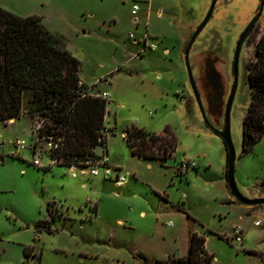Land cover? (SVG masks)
I'll return each instance as SVG.
<instances>
[{"label":"rangeland","instance_id":"obj_1","mask_svg":"<svg viewBox=\"0 0 264 264\" xmlns=\"http://www.w3.org/2000/svg\"><path fill=\"white\" fill-rule=\"evenodd\" d=\"M148 1L139 2L134 15V0H0V6L18 15L40 16L81 60L88 86L95 85V93L101 89L112 94L109 154L133 180L127 188L117 187L112 179L103 185V172L75 177L64 165L38 169L28 163L34 157L29 148L21 151L28 161L8 157L6 163L13 165L0 173V237L15 241L11 237L21 228L35 248L20 263L14 247L9 254L13 256H5L0 238V264L173 263L188 254L194 232L206 236L207 250L215 254L217 264H264V204L236 201L225 187L227 150L219 134L233 95L229 117L235 181L248 198L264 195V137L252 151L242 150L243 119L252 99L248 63L264 31V8L241 46L235 76L238 41L257 18L262 0H217L197 36L189 63L204 112L179 38L185 33L189 43L212 0ZM153 43L155 50L149 47ZM208 63L222 84L215 109L205 76ZM132 125L156 133L170 125L179 140L174 156L163 164L133 155L124 139L125 128ZM19 128L17 136L28 145L38 139V123H32V132ZM14 133L13 127L0 123L5 148L12 146ZM50 146L38 145L45 166ZM186 161L195 166L177 174ZM51 202L58 204L49 206ZM48 206L57 215L54 231H38L36 221L47 216ZM258 219L261 225L255 224ZM239 225L244 228L242 244L232 242Z\"/></svg>","mask_w":264,"mask_h":264},{"label":"trees","instance_id":"obj_2","mask_svg":"<svg viewBox=\"0 0 264 264\" xmlns=\"http://www.w3.org/2000/svg\"><path fill=\"white\" fill-rule=\"evenodd\" d=\"M81 66L63 37L53 33L40 16H21L0 6V123L22 115H28L32 123L41 122L34 154L39 143L53 142L47 152L56 164L67 167L99 160L102 155L97 148L106 146L108 138L104 130L111 131L106 126L108 99L91 92L81 79ZM248 71L252 99L243 119V153L252 151L264 137V31ZM124 132L134 155L163 164L179 146L170 125L161 133L134 125ZM228 189L233 195L229 185ZM49 206L47 217L36 222L38 231H54L57 215ZM206 242L205 235L194 232L188 254L166 264H217ZM24 251L27 258L34 247L26 246Z\"/></svg>","mask_w":264,"mask_h":264},{"label":"crops","instance_id":"obj_3","mask_svg":"<svg viewBox=\"0 0 264 264\" xmlns=\"http://www.w3.org/2000/svg\"><path fill=\"white\" fill-rule=\"evenodd\" d=\"M143 1H145V0H143ZM148 1V0H147ZM148 2H150V1H148ZM133 9V8H132ZM136 20V19H135ZM189 29H191V30H194L193 29V27H189ZM182 35V37H180L179 38V40L181 41L180 42V45H181V47H180V49H182V50H184V49H186V47H187V37H186V34L185 33H182L181 34ZM148 39H149V35H148V33H146L145 34V38L143 39V42H144V51H146L147 50V46H148ZM134 43L135 44H139L140 43V41H138L137 39H135L134 40ZM66 45H67V47L71 50V47L69 46V44L68 43H66ZM152 45H155V48H152ZM152 45H150L149 47L151 48V49H153V50H155V49H157L158 47H157V45L156 44H152ZM179 49V50H180ZM164 52H165V54H171V50L168 48V47H166L165 48V50H164ZM74 54V53H73ZM206 66V65H205ZM204 66V67H205ZM203 67V68H204ZM121 68H119L118 70H120ZM81 70H82V66H81ZM81 75V74H80ZM81 79H82V81L85 83V84H87L86 83V81L83 79V77H82V75H81ZM107 80V79H106ZM88 85V84H87ZM91 91L94 93V94H96V95H98V94H104L105 92L106 93H108L109 94V97L107 98L108 100L112 97V94L109 92V91H107V90H101V89H99L96 93H95V91H96V89H95V85H92L91 86ZM107 112H108V107H107ZM5 125H7V127H13V130H15V133L14 134H16L17 133V131H19V127H21V128H27V130H30L31 132H32V120H31V118L28 116V115H22V116H20V117H18V118H15V119H12V120H10V122H8L7 124H5ZM106 126H107V115H106ZM109 126V125H108ZM139 127V126H138ZM19 133H17L16 134V139L15 138H12V139H10V144L12 145L11 147H8V148H5V142L4 141H2V142H0V156H3L4 158H5V161H4V163H2L0 166H4V167H2V168H0V173L3 171V170H5V169H7L8 167H10L11 165H13L12 163H6V161H7V158L8 157H11L12 159H16L17 157L18 158H22L24 161H28V159H26L23 155L21 156V151L23 150V149H25V148H29V149H31L32 150V152H33V155L35 156V154H34V151H33V148H32V144H30V145H28V143H27V146L26 147H24V148H17V146H16V140L17 139H21V138H19L17 135H18ZM124 139H125V141H126V138H125V132H124ZM108 143H109V137L107 138V143H106V146H99L98 148H97V153L98 154H102V152L104 151V149L106 150V152H107V154H108V162H109V164H111L112 166H115V167H121V168H123V166H121L120 164H119V161L117 160V159H111L110 158V154H109V148H108ZM130 149V148H129ZM131 151V150H130ZM132 153V152H131ZM133 154V153H132ZM134 155V154H133ZM135 156H137V155H135ZM140 157V156H139ZM140 158H145V157H140ZM149 159V158H148ZM33 160H34V157H33V159H32V161H28V163L29 164H32V165H34L35 167H37L38 169H41V168H43V169H45V168H50V167H52L53 165H55L56 163L54 162V159H52L51 157H50V162L48 163V165L47 166H45L44 165V163H43V166H38V165H36L34 162H33ZM111 160H112V163H111ZM58 165V164H57ZM227 169V168H226ZM226 169H224L225 170V176H226ZM46 170V169H45ZM224 170H223V172H224ZM23 172H25V171H23ZM104 182V184L103 185H105L107 182H108V180L107 179H104L103 180ZM132 182H133V180H132V178H130L124 185H122V186H117L116 185V183H115V185L117 186V187H129L131 184H132ZM225 187H227L228 188V185H227V182H225ZM228 191H229V189H228ZM229 193H230V191H229ZM231 194V193H230ZM264 195H260L259 196V198L260 197H263ZM233 202V201H232ZM52 203V202H51ZM54 203H56V202H54ZM56 204H58V203H56ZM59 206V205H58ZM47 217V216H46ZM39 220V219H38ZM37 220V221H38ZM36 221V222H37ZM4 237V235H2V237H0L1 238V241H3V253L5 254V256L6 257H10L11 255H9L10 253H12L13 252V247H14V251L16 252V254L18 255V260H19V262L20 263H22L23 261H24V257H25V247L26 246H33L34 248H35V246L34 245H31L30 243H29V241H28V239H27V237H26V235H25V233H24V231L20 228L19 230H17L13 235H12V239H14L15 241H6V240H4V239H2ZM13 256V255H12ZM186 256V255H185ZM184 257V256H183ZM82 262L84 261V259L82 258V260H81Z\"/></svg>","mask_w":264,"mask_h":264},{"label":"water","instance_id":"obj_4","mask_svg":"<svg viewBox=\"0 0 264 264\" xmlns=\"http://www.w3.org/2000/svg\"><path fill=\"white\" fill-rule=\"evenodd\" d=\"M216 3H217V0H212L210 9H209L206 17L204 18L203 22L200 24V26L197 28V30L193 34L191 40L189 41V43L185 49L186 61H187L190 76L192 78L193 88L195 91L196 98H197L203 112H204V106H203V102H202V99L200 96V92H199L198 88L196 87L195 80L193 79L192 68L190 67V63H189V55H190L191 48H192L197 36L201 32V30L204 28V26L207 24L209 19L212 17ZM263 8H264V0L261 1L260 11H259L257 18L254 20L253 24L246 30V32H244V34L242 35V37L238 41L236 53H235V76L236 77H237L238 57H239L241 46H242L244 40L246 39V37L248 36L249 32L251 31V29L254 27V25L258 21L260 15L262 14ZM208 66L210 67V72H209V76H208L209 77V84H212L216 88V91H217L216 96H217V101H218V99L222 97L221 96L222 95V84L220 82V75L217 74V71H216L214 65H212V63L208 64ZM235 86H236V82H235ZM232 96H231V100H232ZM231 100H230V103H231ZM230 103H229V107H228L227 113H226L225 129L223 131L219 132V134L222 136V138L225 142V145L228 149L227 181H228L229 188H230L231 192L233 193V195L235 196V198L242 203L249 204V205L264 204V197L248 198V197L244 196L237 187V184L235 181L236 150L234 148V145H233V142L231 139V134H230V117H229Z\"/></svg>","mask_w":264,"mask_h":264},{"label":"built area","instance_id":"obj_5","mask_svg":"<svg viewBox=\"0 0 264 264\" xmlns=\"http://www.w3.org/2000/svg\"><path fill=\"white\" fill-rule=\"evenodd\" d=\"M142 0H134L132 13L134 15L138 14V10L140 9V4ZM137 21V18H136ZM152 48H155V45H152ZM99 96H103L105 98L109 97L108 93L104 94H98ZM41 126V122L38 123L37 133L39 132V128ZM109 130L105 129L104 134L108 136ZM51 146H53V142H50ZM16 146L17 148H24L27 146V141L25 139H17L16 140ZM41 156L37 152L35 153L33 162L38 166H43V163L41 162ZM5 158L3 156H0V165L4 163ZM55 162V160H54ZM191 166H195V163L191 161L182 162L179 164V166L176 169L177 174H183L185 172H188L189 168ZM70 169V174L72 176H78L79 174L84 176H99L102 172L105 179H112L117 186L124 185L129 178L130 172L129 171H123L121 167H115L109 164L108 162V154L104 153L102 154V157L97 160L95 163H91L87 161L84 164H72L68 166ZM255 224L261 225L262 221L261 219H258L255 221ZM244 241V228L242 226H237L234 228V234L232 235V242L242 244Z\"/></svg>","mask_w":264,"mask_h":264},{"label":"flooded vegetation","instance_id":"obj_6","mask_svg":"<svg viewBox=\"0 0 264 264\" xmlns=\"http://www.w3.org/2000/svg\"><path fill=\"white\" fill-rule=\"evenodd\" d=\"M209 64V63H208ZM211 64V63H210ZM213 65V64H212ZM205 69H206V71H205V76H206V78H207V86L210 88L209 90V94H211V96H212V106H214V109H215V107L217 106V94H216V88L212 85V84H209L208 82V79H209V72H210V67L208 66V65H206L205 66Z\"/></svg>","mask_w":264,"mask_h":264}]
</instances>
